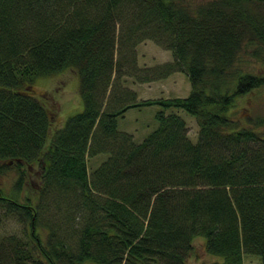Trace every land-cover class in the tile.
Wrapping results in <instances>:
<instances>
[{
  "label": "trees",
  "instance_id": "trees-1",
  "mask_svg": "<svg viewBox=\"0 0 264 264\" xmlns=\"http://www.w3.org/2000/svg\"><path fill=\"white\" fill-rule=\"evenodd\" d=\"M144 39L170 61L140 69ZM121 60L141 82L182 72L189 92L136 102L118 82ZM67 68L82 109L50 133L27 88ZM261 87L264 0H0V172L18 174L0 209L28 225L22 239L0 237V264H187L194 236L220 259L209 264L243 253L264 264V116L229 114ZM150 105L156 125L140 142L117 130L126 110ZM33 162L38 193L21 202Z\"/></svg>",
  "mask_w": 264,
  "mask_h": 264
},
{
  "label": "rangeland",
  "instance_id": "rangeland-1",
  "mask_svg": "<svg viewBox=\"0 0 264 264\" xmlns=\"http://www.w3.org/2000/svg\"><path fill=\"white\" fill-rule=\"evenodd\" d=\"M135 57L136 65L140 69L145 67V69H153L172 58L170 51L162 49L148 39L141 40L138 43ZM121 61L118 82H122V89H128L135 93L136 102L162 97H184L189 92V81L182 72H172L162 78H151L149 81L141 82L136 81L130 75H126V63L123 60ZM77 86L78 77L75 70L67 68L51 76L38 77L27 88V93L34 94L47 108L51 120L50 133L62 126L69 116L81 111L82 102ZM158 109L159 107L155 105L129 108L121 117L116 119L117 130L130 134L135 143L140 142L155 127L154 115ZM168 112L169 110H166V113ZM178 113L185 121L187 136L195 141L198 126L194 118L182 110H179ZM229 114L240 119L246 117L254 119L255 116H264V87L238 96L230 107ZM98 160V156L91 157L89 159L90 168L96 166ZM21 170H23L24 181L21 186L20 201L25 202L26 199H34L38 193V186L40 185L39 165L37 162H33L29 166L25 165ZM16 172L17 168L14 166L2 168L0 172V190L6 193L10 190L18 176ZM49 210L45 211V217L52 214L53 210ZM76 221L77 219L72 222L74 229L77 228ZM26 228L28 229V225L24 227L15 218L6 215L0 209V237L12 235L17 239H22ZM191 244L192 249L186 259L187 264H209L212 261L220 260L205 251L202 236H194ZM242 264H260V258L256 254L243 253Z\"/></svg>",
  "mask_w": 264,
  "mask_h": 264
}]
</instances>
